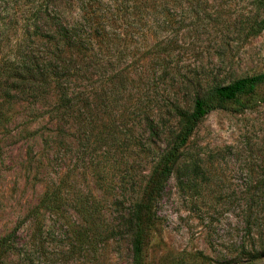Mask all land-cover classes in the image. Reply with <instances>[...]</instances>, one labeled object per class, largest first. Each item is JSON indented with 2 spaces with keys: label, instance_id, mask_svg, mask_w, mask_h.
I'll list each match as a JSON object with an SVG mask.
<instances>
[{
  "label": "rangeland",
  "instance_id": "obj_1",
  "mask_svg": "<svg viewBox=\"0 0 264 264\" xmlns=\"http://www.w3.org/2000/svg\"><path fill=\"white\" fill-rule=\"evenodd\" d=\"M182 6L170 9L168 29L156 17L111 59L103 72L117 74V82L102 88L91 77V102L80 107L85 118L68 120L56 113L55 89L24 95V72L13 76L24 59L28 6L0 0V240L15 234L9 264H24L26 213L54 183L65 202L44 214L36 264H130L122 216L147 178L153 150L176 130L174 107L191 109L209 88L264 72V0ZM263 96L260 85L240 100L243 111L227 103L198 125L186 169L172 174L157 203L143 264H264ZM97 203L94 236L84 218Z\"/></svg>",
  "mask_w": 264,
  "mask_h": 264
},
{
  "label": "trees",
  "instance_id": "obj_2",
  "mask_svg": "<svg viewBox=\"0 0 264 264\" xmlns=\"http://www.w3.org/2000/svg\"><path fill=\"white\" fill-rule=\"evenodd\" d=\"M194 2L196 0H24L28 6V15L24 16V59L20 68L14 69L13 76L22 79L19 76L24 72V95L55 89L57 114L68 120L72 116L85 118L80 107L91 102L89 86H86L90 78L97 76L102 88L117 82V74L110 77L103 72L111 59L122 53L130 42L144 37L156 17L162 18L163 28L168 29L174 19L170 9L182 10L183 4ZM184 20L178 21L175 31L182 29ZM260 85H264V72L209 88L204 96L194 99L191 109L174 107L178 118L176 130L163 148L158 146L153 150L154 162L147 178L139 188L138 197L128 203L122 216L121 227L131 238L130 264H143V251L155 224L157 203L172 174L179 171L183 174L186 169V150L198 125L212 111L226 110L227 103L234 102L238 106L235 110L243 111L247 106L240 100L249 101ZM149 125L158 135V128ZM189 158L190 164L195 166L197 158L194 155ZM59 186L55 183L47 186L37 204L26 213L29 233L24 234V264H36L38 259L36 248L40 247L44 214H54L65 202V198H60ZM98 204L84 218L88 225L85 231L94 236L99 230L95 222ZM80 209L82 213L83 208ZM84 233L76 231L78 237ZM13 236L14 233L0 240V264L11 262L9 257L16 251ZM252 260L257 258L252 256Z\"/></svg>",
  "mask_w": 264,
  "mask_h": 264
}]
</instances>
